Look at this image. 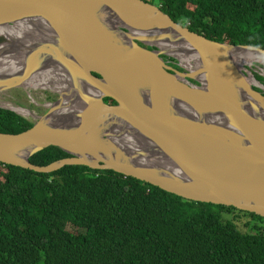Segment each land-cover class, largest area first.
I'll list each match as a JSON object with an SVG mask.
<instances>
[{
  "label": "water",
  "instance_id": "1",
  "mask_svg": "<svg viewBox=\"0 0 264 264\" xmlns=\"http://www.w3.org/2000/svg\"><path fill=\"white\" fill-rule=\"evenodd\" d=\"M23 26L44 38L18 44L0 35V62L16 64L0 71V94L38 76L58 100L26 132L0 134V163L45 174L110 170L264 218V86L253 76L249 84L247 66L235 63L264 50L208 41L142 0H0V31ZM159 43L185 48L196 71L173 69L163 58L183 60ZM52 146L69 157L29 162Z\"/></svg>",
  "mask_w": 264,
  "mask_h": 264
},
{
  "label": "trees",
  "instance_id": "2",
  "mask_svg": "<svg viewBox=\"0 0 264 264\" xmlns=\"http://www.w3.org/2000/svg\"><path fill=\"white\" fill-rule=\"evenodd\" d=\"M142 1L208 41L264 50V0ZM31 127L0 109V134ZM67 157L52 146L29 162ZM241 218L247 232L235 223ZM0 264H264V218L110 170L64 166L45 174L0 163Z\"/></svg>",
  "mask_w": 264,
  "mask_h": 264
},
{
  "label": "bare ground",
  "instance_id": "3",
  "mask_svg": "<svg viewBox=\"0 0 264 264\" xmlns=\"http://www.w3.org/2000/svg\"><path fill=\"white\" fill-rule=\"evenodd\" d=\"M1 34H2V36H5L6 38H8V39H10V40H12L18 44H27L28 40L33 41V39L36 40V39L44 38V35H45L41 31L40 27H28V26L13 27L11 29L2 30V31H0V35ZM159 44L163 50L170 51L171 53H174V54H179V55H175V56L180 57L185 64H188V62L193 61V57L186 58L184 55H182V54H188V52L185 50V48L182 49L180 47H176V46H172V45H165L163 43H159ZM9 61L10 60L8 58H6L4 61L2 60L0 62V71L2 70V71L7 72V71H12L16 68V64L13 62L10 63ZM235 63H237L236 64L237 67L241 69V68H244L245 66H250L252 63H258L261 65H264V58H262L258 55H255L253 53H250V52H241V53H239V55L237 57V61ZM248 83L253 84V85L255 84L252 81L251 75H249V77H248ZM48 84H50L49 79L45 80V79H42L38 76H34L31 83L29 85H27L24 89H26V90L31 89V88L32 89H41V90H48V91L55 93L57 90L55 91L53 89H50ZM14 110L23 117H29V116L33 117V115L27 110L20 109V108H14ZM71 112H73V111H71ZM66 113H68V111H60V109H59L54 114L59 115V116H64Z\"/></svg>",
  "mask_w": 264,
  "mask_h": 264
},
{
  "label": "rangeland",
  "instance_id": "4",
  "mask_svg": "<svg viewBox=\"0 0 264 264\" xmlns=\"http://www.w3.org/2000/svg\"><path fill=\"white\" fill-rule=\"evenodd\" d=\"M170 66L174 65L170 64ZM263 68L264 65L258 63H252L250 66L245 67L246 71L250 73L249 75L253 77L258 76L264 78ZM25 90L26 89L11 90L5 95H0V107H5L6 109L20 108L27 110L33 115V117H24V119L31 123H34L36 121L34 120V117H42L43 115H45L50 109L48 108L49 105L54 104L58 100V97L48 90L32 88L26 91ZM224 217L227 219H233L234 215L227 214L224 215ZM247 220V218H241V220L235 221L238 229L243 232H247L248 229L244 226V223H246Z\"/></svg>",
  "mask_w": 264,
  "mask_h": 264
},
{
  "label": "built area",
  "instance_id": "5",
  "mask_svg": "<svg viewBox=\"0 0 264 264\" xmlns=\"http://www.w3.org/2000/svg\"><path fill=\"white\" fill-rule=\"evenodd\" d=\"M170 59L173 60L175 63L174 62H171ZM165 61L166 62L167 61L170 62V63L167 62L169 65L172 64L174 66L179 67L182 70V72H186V73L191 72V73H194L196 71V67L193 66V65H191V64H185L184 62H182L181 64H178V62L176 60L172 59V58H166ZM182 68L185 69V70H183ZM189 85L190 86H197V84L195 82L191 81V80H189Z\"/></svg>",
  "mask_w": 264,
  "mask_h": 264
},
{
  "label": "flooded vegetation",
  "instance_id": "6",
  "mask_svg": "<svg viewBox=\"0 0 264 264\" xmlns=\"http://www.w3.org/2000/svg\"><path fill=\"white\" fill-rule=\"evenodd\" d=\"M139 46H140V47H145L143 44H140V43H139ZM146 49H148V50H150V51H154V49H150V48H147V47H146ZM15 90H17V89H15ZM18 90H20V89H18ZM28 90H29V89H28ZM25 91H26V90H25ZM8 92H9V91H8ZM5 94H7V92L1 93L0 95H5Z\"/></svg>",
  "mask_w": 264,
  "mask_h": 264
},
{
  "label": "clouds",
  "instance_id": "7",
  "mask_svg": "<svg viewBox=\"0 0 264 264\" xmlns=\"http://www.w3.org/2000/svg\"><path fill=\"white\" fill-rule=\"evenodd\" d=\"M163 59H165V58H163Z\"/></svg>",
  "mask_w": 264,
  "mask_h": 264
}]
</instances>
